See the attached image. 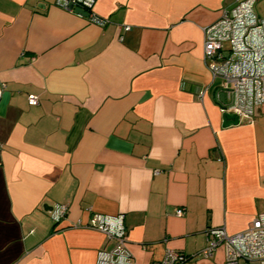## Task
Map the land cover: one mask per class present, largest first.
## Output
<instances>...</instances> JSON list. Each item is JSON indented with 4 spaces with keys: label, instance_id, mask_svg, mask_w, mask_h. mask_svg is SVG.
<instances>
[{
    "label": "crops",
    "instance_id": "1",
    "mask_svg": "<svg viewBox=\"0 0 264 264\" xmlns=\"http://www.w3.org/2000/svg\"><path fill=\"white\" fill-rule=\"evenodd\" d=\"M56 1L0 0V264H97L96 214L122 217L137 264H224L198 256L207 230L264 214V106L224 127L204 61L232 0H97L103 28Z\"/></svg>",
    "mask_w": 264,
    "mask_h": 264
},
{
    "label": "built area",
    "instance_id": "2",
    "mask_svg": "<svg viewBox=\"0 0 264 264\" xmlns=\"http://www.w3.org/2000/svg\"><path fill=\"white\" fill-rule=\"evenodd\" d=\"M258 0H232L222 8L218 20L203 29L204 61L213 79L221 81L217 103L221 114L235 116L240 123L251 124L259 108L264 106V19L257 15ZM97 0H57L56 6L71 13L84 11L88 21L100 28L109 20L100 18L94 11ZM129 27H124L128 31ZM122 40V36H119ZM2 89L0 88V95ZM223 93V101H219ZM28 104L35 106L38 100L29 96ZM69 212L67 204L56 206L51 213L53 222L64 220ZM175 214L181 216L182 209ZM76 226H84L78 223ZM88 228L102 233L114 242L110 249L101 251L97 264H137L126 247L127 238L122 217L109 218L94 215ZM206 246L198 254L212 258L223 248L224 264H264V214L256 215L246 230L228 234L224 228L206 232ZM190 260L185 254L167 250L161 261L152 264H185Z\"/></svg>",
    "mask_w": 264,
    "mask_h": 264
},
{
    "label": "water",
    "instance_id": "3",
    "mask_svg": "<svg viewBox=\"0 0 264 264\" xmlns=\"http://www.w3.org/2000/svg\"><path fill=\"white\" fill-rule=\"evenodd\" d=\"M77 13H79L80 15L86 17L87 14L80 10V9H76L75 10ZM219 101L222 102L223 101V93H219ZM222 119H223V126L224 127H228L230 125H238L239 124V119L235 116H227V115H224L222 116Z\"/></svg>",
    "mask_w": 264,
    "mask_h": 264
},
{
    "label": "rangeland",
    "instance_id": "4",
    "mask_svg": "<svg viewBox=\"0 0 264 264\" xmlns=\"http://www.w3.org/2000/svg\"><path fill=\"white\" fill-rule=\"evenodd\" d=\"M256 13L264 19V0H258L256 4Z\"/></svg>",
    "mask_w": 264,
    "mask_h": 264
}]
</instances>
